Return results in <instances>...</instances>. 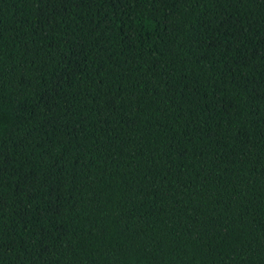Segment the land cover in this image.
I'll return each instance as SVG.
<instances>
[{"label": "trees", "instance_id": "trees-1", "mask_svg": "<svg viewBox=\"0 0 264 264\" xmlns=\"http://www.w3.org/2000/svg\"><path fill=\"white\" fill-rule=\"evenodd\" d=\"M0 264H264V0H0Z\"/></svg>", "mask_w": 264, "mask_h": 264}]
</instances>
